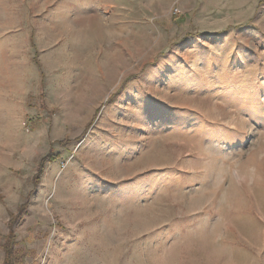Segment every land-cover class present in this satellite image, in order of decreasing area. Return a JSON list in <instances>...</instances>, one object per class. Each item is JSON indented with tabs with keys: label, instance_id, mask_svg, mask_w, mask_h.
<instances>
[{
	"label": "rangeland",
	"instance_id": "374dc122",
	"mask_svg": "<svg viewBox=\"0 0 264 264\" xmlns=\"http://www.w3.org/2000/svg\"><path fill=\"white\" fill-rule=\"evenodd\" d=\"M11 243L264 264V0H0V264Z\"/></svg>",
	"mask_w": 264,
	"mask_h": 264
},
{
	"label": "trees",
	"instance_id": "16d2710c",
	"mask_svg": "<svg viewBox=\"0 0 264 264\" xmlns=\"http://www.w3.org/2000/svg\"><path fill=\"white\" fill-rule=\"evenodd\" d=\"M58 157H55L53 155H50L49 157H46L42 160L40 172L43 173L44 167L47 163H54L57 161ZM14 243V242H13ZM13 243L7 246V256H6V264H14V251H13Z\"/></svg>",
	"mask_w": 264,
	"mask_h": 264
}]
</instances>
